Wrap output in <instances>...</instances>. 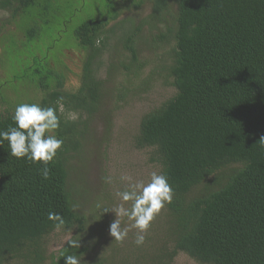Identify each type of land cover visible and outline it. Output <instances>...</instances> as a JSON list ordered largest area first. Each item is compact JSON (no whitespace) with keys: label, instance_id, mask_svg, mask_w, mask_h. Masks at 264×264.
I'll return each mask as SVG.
<instances>
[{"label":"trees","instance_id":"trees-1","mask_svg":"<svg viewBox=\"0 0 264 264\" xmlns=\"http://www.w3.org/2000/svg\"><path fill=\"white\" fill-rule=\"evenodd\" d=\"M115 1L0 0V131L15 126L19 104L37 103L56 109L52 134L64 141L47 180L42 165L11 156L7 141L0 147V264H65L72 254L81 264H173L179 255L195 264H264V0H124L134 12L122 20ZM64 39L72 48L53 52ZM141 43L148 59L139 58ZM67 50L79 56L75 92L64 87ZM17 85L34 96L14 101L5 91ZM159 89L172 94L112 138L117 110ZM98 121L107 133L98 145L142 154L145 183L163 173L174 192L143 245L132 228L131 246L107 255L96 251L111 223L103 202L123 180L104 171L108 194L85 213L75 208L91 201L82 199L88 190L68 181ZM49 212L63 217L60 231ZM60 235L67 240L50 245Z\"/></svg>","mask_w":264,"mask_h":264},{"label":"rangeland","instance_id":"rangeland-1","mask_svg":"<svg viewBox=\"0 0 264 264\" xmlns=\"http://www.w3.org/2000/svg\"><path fill=\"white\" fill-rule=\"evenodd\" d=\"M116 9L120 14V17L118 20H122L126 17L133 15V10L128 6V4L124 0H116ZM4 16V15H3ZM6 18V15L4 16ZM11 30V29H9ZM59 41V40H58ZM72 43L69 40L64 39L61 43L56 44V48L53 50V52L57 53L59 50L63 48H72ZM143 43L139 45V47L142 49ZM1 53V50H0ZM152 54V51L148 53V51H145L142 49L140 52V59H148L150 55ZM7 58V57H6ZM105 58V57H104ZM107 59V58H105ZM9 60V58H7ZM108 60V59H107ZM106 60V61H107ZM62 62L67 66L69 69V72H72V75L69 76V80L75 79L78 80L76 77V74H79V56L75 50H67L64 52V56L62 57ZM70 72V73H71ZM10 75V73H9ZM6 77V71L0 69V80H5ZM22 86V87H21ZM21 87V88H19ZM12 90H15L12 92ZM17 90V92H16ZM5 94H8L10 96H13L12 99L15 101H22L27 100V98H32L34 96L32 88L28 87L26 88L23 85H17L13 86L11 90H6ZM172 90H168V92L165 93L164 90H157L155 94L152 95V97H147V100L144 99H136L131 100L124 104L120 109H118V112H114L113 120L111 121V124L109 123V132H111L110 135H112V138H114L117 135H123L125 131L130 130V127H134L136 124L139 116L146 112L147 109H149L150 105L153 104L155 101H161L167 98L171 93ZM107 101H105L106 104ZM109 109L112 107V102L110 101L108 104ZM3 108L0 107V110ZM110 113V112H109ZM112 115V113H110ZM74 117V116H71ZM105 126L106 124H103L102 122L98 121L96 124L93 125L94 133L93 137L94 139L89 144L84 145L83 149V156L82 160L81 157H77L75 160L70 161V167L71 172L68 177V181L71 182V185L74 187V190H78V193H81V188L84 187L88 190L89 195H82V199L87 202V197L91 198V201L83 205V209L81 210V207L79 209L75 208V210H80V212H87L90 210L94 211V199L96 197L103 198L105 193L106 195L108 192H103V183L101 180V176L103 175V172L106 171L108 176H114L118 175L119 177H122L124 175L132 177V181H146L149 171L147 170V167L144 166V157L142 154L134 153L133 151H128V148L123 143L114 144V142H110V146H106L108 144H101L100 141L102 140V137L107 134L105 133ZM107 129V130H108ZM106 146V151L104 152V147ZM116 185V184H115ZM124 186V188H121ZM128 187V182L123 180V184H117L115 187L114 185L108 189L110 192V195H112L110 201H104L103 204L108 207V210H112L116 208L121 201L116 196V192L121 191L122 189L126 190ZM91 194V195H90ZM114 194V195H113ZM97 200V199H96ZM104 200V198H103ZM129 204H125V207H128ZM90 209V210H89ZM108 217V221L112 222L116 219L115 213L112 211H109L106 215ZM121 227L125 228L128 227L130 230L128 232L127 238L123 242H117L109 235V229L107 233H104V235L97 241V249L96 251H99V253L108 254L109 249L115 248V247H129L131 244L129 242L132 241V228H130L131 221H129L126 217H121ZM70 236V235H69ZM67 239H64V235L58 236V238L53 239L52 245L55 248H58L59 244H62ZM112 245V246H111ZM173 264H195L191 260H189L187 257L183 255H179Z\"/></svg>","mask_w":264,"mask_h":264},{"label":"clouds","instance_id":"clouds-1","mask_svg":"<svg viewBox=\"0 0 264 264\" xmlns=\"http://www.w3.org/2000/svg\"><path fill=\"white\" fill-rule=\"evenodd\" d=\"M65 91L79 89L78 80L72 79L65 84ZM62 99V98H61ZM13 127L6 131H0V147L7 141L11 156L17 159L26 158L33 164H40L39 174L47 180L50 176L49 163L54 161L58 150L64 141L52 133L60 127V119L54 107H41L37 103H21L12 115ZM264 144V138L259 141ZM106 183H111L110 177H105ZM122 180L128 182L124 191L116 192L121 203L114 209H104V212L112 211L116 219L109 225V235L117 242H123L129 232V228L121 227V217L131 221L130 228L136 229L134 243L141 246L145 243L146 234L154 218L170 204L173 199V188L168 178L163 173L153 171L147 183L144 181H132V177L124 175ZM130 204V207H125ZM99 207V205H98ZM48 220L53 222L55 231H60L65 221L61 215L55 212L48 213ZM71 248H78L79 242L71 240L68 242ZM65 264H81L76 254L63 257Z\"/></svg>","mask_w":264,"mask_h":264}]
</instances>
